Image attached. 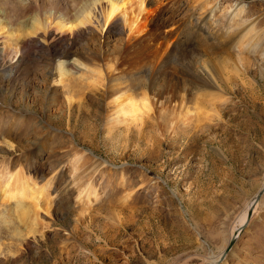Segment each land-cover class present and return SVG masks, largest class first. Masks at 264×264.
<instances>
[{
	"label": "rangeland",
	"instance_id": "1",
	"mask_svg": "<svg viewBox=\"0 0 264 264\" xmlns=\"http://www.w3.org/2000/svg\"><path fill=\"white\" fill-rule=\"evenodd\" d=\"M90 2L64 3L67 18ZM20 3L0 0V46L11 49L0 58V186L23 175L44 196L23 217L0 196V264L209 263L264 183V0L150 2L146 37L118 19L108 38L88 25L72 45L53 26L45 41L24 36L55 2L36 0L38 13ZM252 22L257 47L234 45ZM206 75L220 87L206 86L219 100L204 111L194 78ZM180 94L191 117L168 132ZM143 95L165 108L137 113L142 125L107 123L114 99ZM242 230L216 264H264V190Z\"/></svg>",
	"mask_w": 264,
	"mask_h": 264
},
{
	"label": "bare ground",
	"instance_id": "2",
	"mask_svg": "<svg viewBox=\"0 0 264 264\" xmlns=\"http://www.w3.org/2000/svg\"><path fill=\"white\" fill-rule=\"evenodd\" d=\"M20 1H21V3L25 2L24 5H27V1H28V7L29 8L30 7L35 8L37 13L41 11V8L37 5L36 0H31L33 2L34 6H32L30 4L31 2H29V0H25V1L20 0ZM52 1H54L55 3H52V5L50 7L51 9H49V11L46 12V15L44 16V18H41V16H40V18L37 16H34V17H32V22H30L29 27H27L25 29H21V30H26L25 31L26 34L23 31L24 36H27V35L35 36L38 33V31H42L40 36L43 35V39L45 41L48 37V35H47L48 31L51 30V28L53 26L52 29L55 28V31H59V33H58L59 36L60 35L64 36V34H66L64 36L65 43L67 45H72L74 35L77 34L78 32H80V30L84 26L88 27V25H95L97 28H99L100 37L108 38L112 34V32L113 31L115 32L117 29L116 28V23H117L116 21H118V19H121V21H122L121 23H123L122 24L123 28L124 27L127 28L128 37L132 36L133 34L141 35L140 37H146L150 32L149 29H146V27H147L146 18H148L147 15L150 11V9H149L150 2H152V5L154 6L155 9L160 8L163 10V9H168L167 8L168 4L172 3L173 0H91L90 5H88L84 10H77L76 11V16L73 20H69L67 18L68 11H67L66 6H65L66 4H64V3H68L69 0H67V1L66 0H52ZM22 5L23 4H21V6ZM126 6L133 8V10H129L130 8H128V11H130V12L132 11V14L130 13V16L132 15L131 18L129 16L130 19L127 18V16H126V12L128 13V11H125ZM25 9H27V7ZM96 9L98 10V15L95 14ZM160 9H158V10H160ZM48 14H49V16H48ZM125 17L129 20H126ZM54 20H58V21L54 22ZM254 27L255 26L252 22L250 27H248V29L245 32H243L241 36L238 35V39L236 40L234 45L236 44L240 48L243 45V44H241V42L245 41L246 37H247V38H249V40L251 39V41H252L250 44H252L256 48L257 47L256 46V43H257L256 39L257 38L255 39V37H257V33H256V30ZM21 30H19V31H21ZM20 36H22V34L17 36L18 40H19ZM25 38H27V37H25ZM235 38H237V36ZM23 42H25V41H23ZM4 45L0 46V58L9 54V52L11 50V49L6 50V47ZM60 56H61V58H69L71 56V54L67 51V49H65L64 52L60 54ZM0 62L3 63L2 59ZM3 65H5V63ZM64 65H65V62H60V64L58 66H56V74H57V78H58L57 82H60V83L64 80H66L67 76H68V71L65 69ZM194 79H195V82L200 81L199 87L201 88L203 86V88H205V90H206V91H204V90L202 91V89H200L203 93L201 92L202 97H200L199 101H197L198 106L200 108L203 107L204 111H205L209 108L207 105L209 102H211V100H213L212 98H214V100H216V99L219 100V97L217 95H214L212 97L211 95L207 94L208 90H207L206 86H208V88H210L212 86V88L216 90L219 85L214 86V82L212 81L213 77L211 78L210 76H207V75L204 76L203 78H202V76L201 77L197 76ZM120 80H121L120 77L114 78V81H118V83L115 84V87H117L118 85L119 86L121 85ZM216 81H218V80H216ZM117 89L118 88H115V90H117ZM185 96L186 95H184V94L177 95L176 97L174 96L175 101L173 100L174 101L173 104H174V106L175 105L177 106V110H179V111L177 112V114L174 117H172L170 119V122L168 124L169 125L168 130H167L168 132L169 131L172 132L174 130V127L177 125V123H179L181 126L187 125L188 117H191L190 111H188L186 109L187 107L185 105V102H186ZM220 96H222V95H220ZM115 98H118V97H115ZM123 98H124L123 99L124 103L119 102L117 99L113 100L114 104H116L115 111L113 112V114L115 116L110 118V119L108 118L107 123H110V121L115 122L116 124L121 123L123 121V120H121V118H124L125 115H129L132 118L131 120L136 121V122L138 121V123L140 125H142L143 116H141V115L143 113H147L151 109H154L155 107L161 106V110H163V108H165L163 106L162 100L160 102L157 101V103H154V102L150 103L148 98L145 95H143V97L140 98L139 100H136L135 98H133V96H127V97L123 96ZM202 99H204V100L207 99V101L205 103H203V102L201 103ZM166 101H168V100H166ZM168 102H170V101H168ZM158 103H159V105L161 103V105L158 106ZM212 103H213V101H212ZM168 104H172V103H168ZM144 110H146V111L144 112ZM139 112H143V113L141 115H139L140 114ZM137 113H139V114H137ZM118 115H120V116H118ZM121 115H123V116H121ZM163 117H164V115H163ZM164 120H162V121H164ZM164 122H166V121H164ZM108 128H109V126H108ZM109 129H111V127ZM17 180H18V178H17ZM20 180H22V183H20L18 185V187L10 188L11 186H9L8 184H7V186L6 185H3V187L0 186V196H1V198H3V201H5V202H8L9 200L13 199L15 202V206H16L15 210H16V212L20 213L22 215V217L28 215L29 212H31V214L35 215V214H37L36 211H38L37 206H36L37 201H38L40 196H44V193L40 189L36 190L34 188V185L32 184V182L28 179V177L25 178V177H23V175H21ZM8 181H9V179H8ZM79 190L80 189L75 190L76 194L78 192V194H77L78 200H80V197H81L80 195H82V193L80 194ZM82 192H84L83 189H82ZM252 201H253V199L249 202L248 207L252 203ZM254 203H253V205H254ZM22 204H24L25 206L27 204L26 207L27 208L30 207V210H28L27 208H25L26 210L25 209L23 210L22 206L19 207ZM253 205H252V207H253ZM35 207H36V209L34 210ZM248 207H247V209H248ZM247 209L241 215V217L237 223V226L235 227V229L232 231V233L230 235V238H232V237L234 238V242H235L236 238H238L241 231H243L242 229L244 228V225H246L248 223V221L250 220V218L252 216V209H251V213H250L251 216L249 217L248 221H246ZM27 212H28V214H27ZM34 221H36V219ZM224 249L225 248H221L219 253H218V256L212 257L211 261L207 264H216L219 261V259L221 258L220 255Z\"/></svg>",
	"mask_w": 264,
	"mask_h": 264
},
{
	"label": "water",
	"instance_id": "3",
	"mask_svg": "<svg viewBox=\"0 0 264 264\" xmlns=\"http://www.w3.org/2000/svg\"><path fill=\"white\" fill-rule=\"evenodd\" d=\"M264 190V183L261 187V189L256 193V195L253 198L252 203L249 205L247 212H246V221H248L249 217L251 216V209H252V205L253 203L258 199V197L260 196L261 192ZM246 224V223H245ZM234 243V238H230L229 241L226 244L225 249L223 250V252L221 253L220 257H224V255L226 254V252H228V250L231 248L232 244Z\"/></svg>",
	"mask_w": 264,
	"mask_h": 264
}]
</instances>
